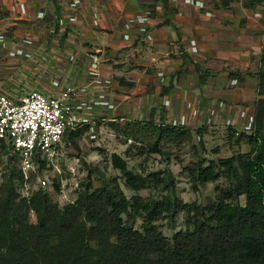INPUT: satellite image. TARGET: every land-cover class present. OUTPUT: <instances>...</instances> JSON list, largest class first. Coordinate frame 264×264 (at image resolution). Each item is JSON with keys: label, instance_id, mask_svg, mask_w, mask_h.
Here are the masks:
<instances>
[{"label": "rangeland", "instance_id": "rangeland-1", "mask_svg": "<svg viewBox=\"0 0 264 264\" xmlns=\"http://www.w3.org/2000/svg\"><path fill=\"white\" fill-rule=\"evenodd\" d=\"M43 1L37 0V9L40 7L39 10L51 19L54 18L53 20L62 19L64 14L57 13L55 0H47L53 8L50 4H45L46 0ZM62 1L72 9L78 6H73L70 0ZM101 1L86 0L88 8L93 7L88 11L91 17L93 10L96 14L100 12V4L103 7L107 6L105 2L109 3L107 0H103L104 3ZM188 1L190 0L171 3L165 18L161 17L164 12H159L157 17L161 20V25L165 26L166 34L157 35V41L142 38L135 41V45L127 46V49L121 44H116L114 48L106 42L105 36H102L105 34L113 37L111 34L118 31L117 28H109V21L116 27L123 24L122 16L116 21L111 13L109 14L108 7L103 9V22L105 21L107 26L101 25V28L94 27L93 23L86 19L82 21L85 23L83 25L71 23V16L65 17V21L60 22V25L68 29V41L60 43L57 46L58 51L53 45V40L48 39L49 34H56L55 23L52 22L53 26H50L49 18L45 19L44 23L39 22L38 17L44 15L43 12L39 14V10H34L33 15H28L33 19L34 26L31 29L24 26V21L21 20H15L17 23L10 28L6 22L11 16L17 18L22 11L16 6L11 11L8 8L10 0H0V94L26 96L28 90L38 89L36 85L40 79L46 86L58 89L57 92L70 86L74 89L73 97H77L74 104L80 121L79 128L88 127L84 135L77 139V149L72 143L63 141L54 165L33 175V189H45L55 202L64 207L74 202L87 184L91 185L92 190L100 188L101 179L106 177L118 179L128 199L134 195L158 200L170 196L185 203L196 202L201 206L215 201L216 186L226 187V180L199 186L196 190L186 168L202 159L218 161L237 153L245 154L250 150L247 141L242 140V133L251 135L253 112L258 100L264 98L259 94L260 81L257 76L264 51V37L258 44L253 38L244 37L241 30L246 12L259 16L264 13V4L254 9L247 6L250 0H234L231 6L233 13H225V10H218L216 7L210 9L207 0H195L199 5H187ZM138 2H133L139 8L138 13L144 10L148 17L156 16L155 12H150L154 7L147 8L144 3L143 5ZM59 5L61 6L60 3ZM60 8L62 9V6ZM221 16L223 18H220ZM209 17H213L211 21ZM230 18H235L236 21L232 22ZM205 19L208 22H205ZM81 20L79 18V21ZM220 20L224 27L221 22L218 23ZM142 26L145 27V24ZM263 26L259 28L261 30L249 28L247 35L264 36ZM152 32L150 29L146 36L150 35L148 37L151 38ZM28 33H32L33 37L46 36L48 41H43L49 47L47 51L51 58L35 64V60L27 59L26 55L24 60L27 62L19 59L18 63H9L7 57L13 56L11 50L13 47L22 50L25 42L21 38L29 37ZM15 36L19 41L14 43ZM94 37L104 38L98 41ZM152 38L155 36L152 35ZM92 55L99 59H94ZM215 55H218V59ZM14 57L18 59V55ZM40 63H45L48 68L42 67ZM60 63L69 64L63 68ZM111 71H114L112 75ZM119 72L125 76L116 74ZM204 73L202 84L200 81ZM121 78L127 83L141 85L140 90H128L130 86L121 84ZM110 82H114L115 86H111ZM170 83L173 85L172 96L177 100L175 105L169 103L170 97L168 99L162 94ZM121 92L126 95H121ZM167 105H170L168 109ZM219 106H222L223 111L217 114ZM212 107L214 112L211 111ZM153 109H156L157 122L161 115H165L164 124L179 125L189 132V136L183 141L163 142L161 147L164 154L141 155L140 148L145 149L156 137L146 133H136V138L128 137L127 124L145 123ZM112 154L124 158L130 170L136 173L148 175L169 171L174 178L175 188L162 191L161 187H151L137 193L127 189L121 172L111 163ZM76 159L80 162H76ZM16 162L18 165V161ZM7 164L8 158L0 153V184ZM72 168L74 174L71 173ZM40 180H46L47 185L43 186ZM55 181L61 184L60 193L54 191ZM25 192L20 190L22 195ZM240 202L244 205L245 198H241ZM31 221L36 222L34 213L31 215ZM142 224V218H138L134 226L141 230ZM156 225L170 241L176 233L187 228L184 213H180L175 219L164 218Z\"/></svg>", "mask_w": 264, "mask_h": 264}, {"label": "trees", "instance_id": "trees-1", "mask_svg": "<svg viewBox=\"0 0 264 264\" xmlns=\"http://www.w3.org/2000/svg\"><path fill=\"white\" fill-rule=\"evenodd\" d=\"M218 1L217 8L224 10L234 3ZM154 3L150 12L158 4L165 17L171 0ZM263 4L264 0H250L247 6L255 9ZM262 21L264 24V13ZM60 22L56 20L55 33L59 32ZM67 34L68 29L62 32L61 44ZM257 76L259 94L264 96V51ZM204 79L205 73L202 84ZM120 83L134 86L124 79ZM172 90L170 83L162 90L163 97L172 98ZM164 120L165 115H161L157 122L153 109L145 123L127 124L128 137L136 138V133L156 137L145 149L140 148L141 155L164 154L163 142L183 141L189 136L185 128L164 124ZM87 128L67 131L63 141L77 149V139ZM251 131V135L242 133L249 152L218 161L202 159L186 168L196 190L226 180L227 186H216L215 201L206 206L170 196L158 200L134 195L128 199L119 180L106 177L101 179L100 188L92 190L87 184L76 200L64 207L42 188L27 198L20 193L24 177L17 155L0 141V153L8 158L0 184V264H264V98L258 100L253 112ZM111 163L133 192L151 187H161L162 191L175 188L169 171L136 173L117 154L111 155ZM45 168L41 162L38 171ZM54 191L61 192L59 181H55ZM241 198H245L244 205ZM32 213L35 223L31 221ZM180 213L185 214L187 228L170 241L156 224L164 218L175 219ZM138 218L143 221L141 230L134 226Z\"/></svg>", "mask_w": 264, "mask_h": 264}, {"label": "built area", "instance_id": "built-area-1", "mask_svg": "<svg viewBox=\"0 0 264 264\" xmlns=\"http://www.w3.org/2000/svg\"><path fill=\"white\" fill-rule=\"evenodd\" d=\"M171 1L186 2V0ZM189 4L199 5L195 0L188 1L187 5ZM229 20L236 21L235 18ZM66 29V26L60 25L59 33ZM19 49L16 47L11 51L14 56L23 57L24 52ZM57 91L56 88L44 91L31 89L23 97L21 94L14 97L0 94V141L17 155L26 181L29 180L30 173L35 170L36 163L45 162L46 167L54 165L67 131L80 127L74 104L77 98L73 97L74 89L67 86L60 92ZM169 100V103L177 104L175 98ZM169 106H166L167 109ZM211 111L214 112L213 107ZM222 111V106H219L217 114ZM76 162H79V159H76ZM71 172H75L74 168ZM41 184L46 186L47 181L42 180Z\"/></svg>", "mask_w": 264, "mask_h": 264}, {"label": "crops", "instance_id": "crops-1", "mask_svg": "<svg viewBox=\"0 0 264 264\" xmlns=\"http://www.w3.org/2000/svg\"><path fill=\"white\" fill-rule=\"evenodd\" d=\"M45 1V0H44ZM43 1V2H44ZM56 1V7H61L62 6V11L61 10H59V11H57V13L59 14L60 12L62 13V14H64V15H62V21L64 22L65 21V17L66 18H69L70 16V18H71V23H83L82 21L83 20H87V21H91V23H93V26L94 27H96V28H101L100 26L101 25H104V26H107V23L104 21L103 22V18H104V16H103V9H105L104 7H108V10H109V14L111 15V16H113L115 19H116V21H118V17H120V19H121V16H122V22H123V24H121V25H118V27H116V25L112 22V21H109V25H110V27L109 28H114V30H115V28H117L118 29V31H114V33H116V34H111L113 37H108V35L106 36L105 34H103L102 36H105V40H106V42L108 41V44L109 45H113L114 46V48H115V45L116 44H121V45H124L123 47H125L124 49H127L126 47L128 46H130L131 44H133V45H135V41H140L142 38H145V39H147L148 41H152L153 39L154 40H158V38H156V36L157 35H162V34H166V29H165V26L164 25H161V23H160V21L161 20H158V17L157 16H159V12H162V11H160V7H157L158 6V4L157 5H155L156 7H155V13H156V16L155 17H152V18H150V16L148 17L147 15H146V13H144L143 11L144 10H142V11H140V12H142V13H138V6L136 5V3H133L135 0H107L109 3H106L105 2V4H107V6L106 5H103V7H102V5L100 4V12L98 11V14H96V13H94V10H93V15H92V17L90 16L91 15V13H89L88 11H91L92 10V8L91 7H89L88 8V3H86V0H70V3L73 5V6H76L75 4H77L78 6L77 7H75L74 9H72V8H69L68 7V5L67 4H64L63 3V1L62 0H55ZM90 1V0H89ZM91 1H93V0H91ZM139 2L138 3H140V4H143L144 6H146L147 8L148 7H150V5H154L155 3H154V0H152V1H144V0H138ZM209 3H210V9L212 8H214V9H216L217 8V3L219 2L218 0H207ZM46 3L45 4H47V5H49L50 3L46 0L45 1ZM98 2V1H97ZM102 3H104L103 2V0L101 1ZM176 1H171V3H175ZM10 3L11 4H8V8H9V10H13V7L14 6H16L17 7V9H19L20 11H22L21 13H20V15H17L16 17L17 18H13L12 16H11V18H9V20L6 22V24L8 23V25L10 26V28L13 26L14 27V24H16L17 22V20H21V21H24V23H23V25L24 26H26V27H28V29L30 28H32L33 26H34V24H33V19H30L29 18V16L28 15H30V14H34L33 13V11L35 10L36 12L40 9V7L37 9V7L36 6H38V4H37V0H10ZM59 3L61 4V6L59 5ZM92 3V2H91ZM57 4H58V6H57ZM139 4V5H140ZM214 4V5H213ZM234 4V3H233ZM232 4V5H233ZM85 5H87V6H85ZM109 5H110V7H109ZM7 6V5H6ZM51 8H53L52 7V5L50 4L49 5ZM97 6V5H96ZM180 6H182V5H180ZM216 7V8H215ZM35 8V9H34ZM68 8V9H67ZM233 7H229L227 10H225L224 11V9H222L225 13H231L232 12V9ZM57 9V8H56ZM146 9V8H145ZM218 10L220 9V8H217ZM32 12H31V11ZM201 10H202V8H201ZM206 10V8L205 9H203V12ZM150 11H152V10H150ZM215 11V10H214ZM39 12V14H41L43 11L42 10H39L38 11ZM87 12V13H86ZM45 12H43L42 14H44ZM56 13V14H57ZM151 13H153V12H151ZM221 13H222V11H221ZM233 13V12H232ZM27 14V15H26ZM150 14V13H149ZM158 14V15H157ZM224 14V13H223ZM203 15H204V13H203ZM225 15V14H224ZM223 15V17H225ZM256 16H254V15H252L251 13H249V12H246V19H245V21H244V25L242 26V30H241V32H243V35H244V37H250V38H253V40L255 41L256 40V43H261L262 42V38L264 37V36H249V35H247V31H248V29L249 28H253L254 30H258L259 28H261V26H263L264 24L262 23V20H261V18H263V14H261V15H259V16H257V14H255ZM42 16V17H41ZM40 17H38V19L40 20L39 22L40 23H44L43 21L46 19V20H48V18H49V21H50V26H53L52 25V22L53 23H55L56 22V19L55 20H53L54 18H50V17H48L47 15H41ZM110 16V17H111ZM30 17H32V16H30ZM162 18H165L163 15L161 16ZM207 17V16H206ZM222 16L220 17V18H223ZM79 18H80V20L81 21H79ZM212 18L213 17H209V19H210V21L212 20ZM208 19V20H209ZM16 20V21H15ZM53 20V21H52ZM181 20V19H180ZM179 20V21H180ZM225 20L226 19H224V21L223 22H225ZM11 21V22H10ZM78 21V22H77ZM62 22V23H63ZM205 22H208L206 19H205ZM219 22H221V20L220 21H218V23ZM2 24H4V23H2ZM70 24V23H69ZM80 24V25H81ZM85 23H83V25H84ZM142 24H145V27L144 26H142ZM178 24V23H177ZM221 25H222V22L220 23ZM36 25H38L37 23H36ZM35 25V26H36ZM108 25V26H109ZM172 26H175V25H172ZM220 26V25H219ZM219 26H217V27H219ZM223 26V25H222ZM224 27V26H223ZM264 27V26H263ZM109 28H107V29H109ZM178 28V27H177ZM228 28H229V26H228ZM150 29H152V34H151V38L150 37H148V36H150V35H147L146 36V34L147 33H149V30ZM259 30H261V29H259ZM88 31H90V30H88ZM95 31V30H94ZM59 33V32H58ZM92 33H94L93 32V28H92ZM95 34H96V32H95ZM32 35V33H28V36L29 37H27L26 39H23L24 37H22L21 38V40L23 41V42H25V47H23L22 48V50H23V52H24V56L23 57H21V58H19L18 57V59L16 58L15 59V57H14V55L12 56V55H9L7 58V60H8V62L9 63H14V62H20V60L22 61V62H27L26 60H24V57H26V55L28 56L27 57V59L28 58H30V59H32V60H35V64H38L40 61H46L50 56H48V51L47 50H49V47L47 46V45H45L44 43V41L43 40H47L48 41V39H51V41L53 40V45H54V47L55 48H57V50H58V47L57 46H59V44L61 43V36H62V33L61 34H55V35H50L49 34V36H48V39H46V36H31ZM69 35V34H68ZM152 35H154L155 36V38H152ZM16 38H14L13 39V41H14V43L15 42H18L19 40H18V37L17 36H15ZM92 37V36H91ZM99 38V37H98ZM97 37H94V39H96V40H98V41H101V39L102 38H104V37H101V38H99L98 39ZM182 38H183V35H182ZM68 41V37L64 40V42H67ZM215 42V41H214ZM140 43H142V42H140ZM216 43V42H215ZM11 45H13V43L11 44ZM44 45L45 46H47V48L46 47H44ZM132 45V46H133ZM12 47V46H11ZM16 47H13V49H15ZM12 49V48H11ZM51 49H54V48H51ZM59 51V50H58ZM12 54V53H11ZM95 54H97V53H95ZM218 54V53H217ZM92 56H94L93 58L95 59H99V57H97V56H95V55H92ZM36 57V59H34ZM51 58V57H50ZM92 58V57H91ZM215 58L216 59H218V55H215ZM12 59V60H11ZM20 59V60H19ZM93 59V60H94ZM37 60V61H36ZM92 60V59H91ZM8 63V64H9ZM16 64V63H15ZM68 64L69 63H67V64H62L61 65V63H60V65L63 67V68H66L67 66H68ZM40 65L42 66V67H47L48 68V66H45V63H40ZM10 66V65H9ZM40 69V68H39ZM92 69H94V68H92ZM110 69H111V67H110ZM113 70V69H112ZM47 73V72H46ZM114 73V71H111V75ZM116 74H122V76H125L124 75V73H122V72H119V73H116ZM110 77V76H109ZM108 77V78H109ZM121 79H124V78H121ZM109 84H111V86H115V83L113 82H110ZM138 84V83H137ZM24 86V85H23ZM37 86V88L38 89H35V90H40V91H44V90H51V89H53V87H48V86H46L45 85V83H44V81L43 80H41L40 79V81L38 80V85H36ZM25 87V86H24ZM141 87V85H134L133 87H130V88H127L128 90H134V89H138V90H140L139 88ZM136 89V90H137ZM123 90H124V88H123ZM122 90V91H123ZM125 91V90H124ZM121 95H126V94H123L122 92H121ZM123 97V96H122Z\"/></svg>", "mask_w": 264, "mask_h": 264}, {"label": "clouds", "instance_id": "clouds-1", "mask_svg": "<svg viewBox=\"0 0 264 264\" xmlns=\"http://www.w3.org/2000/svg\"><path fill=\"white\" fill-rule=\"evenodd\" d=\"M17 159H18V157H17ZM80 162V161H79ZM78 162V163H79ZM43 163H45V162H43ZM40 165H41V162L40 163H36V168H35V170L34 171H32L31 173H30V177H29V180H25V175H24V173H23V171H22V169H21V165H20V163H19V159H18V167H19V169L21 170V172L23 173V177H24V186H23V188L21 189L22 191H26L25 193H23V196L24 197H30L31 196V194L33 193V191H35L36 189H33L32 187H31V184L33 183V175H36L37 173H38V170H39V168H40ZM45 165H46V163H45ZM52 166V165H51ZM50 166V167H51ZM50 167H46L45 169H43L42 171H44V170H46L47 168H50ZM72 173V172H71ZM75 173V172H74ZM74 173H72V174H74ZM42 180H40V182H41ZM28 186V188H27V186Z\"/></svg>", "mask_w": 264, "mask_h": 264}]
</instances>
